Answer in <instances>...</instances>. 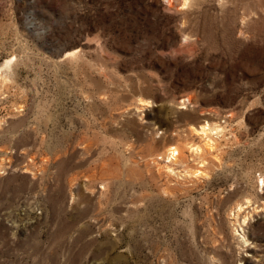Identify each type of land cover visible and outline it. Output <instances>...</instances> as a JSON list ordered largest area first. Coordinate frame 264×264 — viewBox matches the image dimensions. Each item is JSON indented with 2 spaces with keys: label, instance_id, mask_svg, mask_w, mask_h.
<instances>
[{
  "label": "rangeland",
  "instance_id": "1",
  "mask_svg": "<svg viewBox=\"0 0 264 264\" xmlns=\"http://www.w3.org/2000/svg\"><path fill=\"white\" fill-rule=\"evenodd\" d=\"M166 3L0 0V264H264V0Z\"/></svg>",
  "mask_w": 264,
  "mask_h": 264
},
{
  "label": "bare ground",
  "instance_id": "2",
  "mask_svg": "<svg viewBox=\"0 0 264 264\" xmlns=\"http://www.w3.org/2000/svg\"><path fill=\"white\" fill-rule=\"evenodd\" d=\"M191 1H193V0H167L166 5L169 9H172V8H178L179 9L180 7L190 5ZM185 40H187V38ZM12 64H13L12 59H8L4 63V65L2 66V69L0 70V81L1 82L7 81V74H9L8 72L11 69ZM189 106L194 107L192 99L191 98H184L181 101L180 109H188ZM192 132L200 137V139L203 142V145L200 143L199 144L198 143L189 144L186 149L190 153H193L196 156L202 157V155L206 151L212 152V150L215 149L216 139L222 133V130H221V127L216 126V125H211L209 122H206L203 125L199 126L198 128L192 126ZM183 155H184V148L183 147L178 146V145H170L167 147L166 151H164L162 157H159V159L163 160L166 164H168L166 167L169 170L168 172L170 174H175L174 169L172 168V165L179 162ZM197 166H196L197 168L194 171L192 170L193 172H188V170L185 171V172H188L187 175L193 176L196 178L203 177L205 175V171L203 169V167L205 166V163L200 162L199 165H197ZM258 184L261 185L260 188L262 189V191L264 193V177L260 176V178L258 179ZM239 208L240 209H239L238 213L242 212L245 209L242 206Z\"/></svg>",
  "mask_w": 264,
  "mask_h": 264
},
{
  "label": "crops",
  "instance_id": "3",
  "mask_svg": "<svg viewBox=\"0 0 264 264\" xmlns=\"http://www.w3.org/2000/svg\"><path fill=\"white\" fill-rule=\"evenodd\" d=\"M15 146H16V145H15ZM16 147H17L16 149L18 150V146H16ZM21 148H22V146H21ZM19 149H20V148H19ZM20 151H22V150H20Z\"/></svg>",
  "mask_w": 264,
  "mask_h": 264
}]
</instances>
